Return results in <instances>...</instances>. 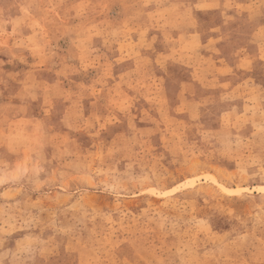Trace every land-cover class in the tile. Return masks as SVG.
Listing matches in <instances>:
<instances>
[{"label": "rangeland", "instance_id": "1", "mask_svg": "<svg viewBox=\"0 0 264 264\" xmlns=\"http://www.w3.org/2000/svg\"><path fill=\"white\" fill-rule=\"evenodd\" d=\"M0 264H264V0H0Z\"/></svg>", "mask_w": 264, "mask_h": 264}, {"label": "bare ground", "instance_id": "2", "mask_svg": "<svg viewBox=\"0 0 264 264\" xmlns=\"http://www.w3.org/2000/svg\"><path fill=\"white\" fill-rule=\"evenodd\" d=\"M222 189H223V190H226V191H231L229 188H226V187H224V186H222Z\"/></svg>", "mask_w": 264, "mask_h": 264}]
</instances>
